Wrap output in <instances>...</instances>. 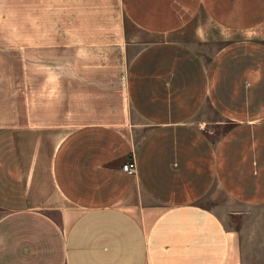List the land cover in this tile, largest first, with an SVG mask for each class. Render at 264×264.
<instances>
[{
  "label": "crops",
  "instance_id": "0c3cea01",
  "mask_svg": "<svg viewBox=\"0 0 264 264\" xmlns=\"http://www.w3.org/2000/svg\"><path fill=\"white\" fill-rule=\"evenodd\" d=\"M6 59L0 264H244L264 0H0Z\"/></svg>",
  "mask_w": 264,
  "mask_h": 264
},
{
  "label": "rangeland",
  "instance_id": "374dc122",
  "mask_svg": "<svg viewBox=\"0 0 264 264\" xmlns=\"http://www.w3.org/2000/svg\"><path fill=\"white\" fill-rule=\"evenodd\" d=\"M216 37H219V40L221 39L218 33ZM19 67H21V61L0 60L1 87L7 79L10 80L8 85L11 86L14 74ZM3 127L5 126H0V129ZM210 206L223 216L228 226L233 225L242 235L244 264H264V206L262 208H247L246 212L242 211V214L234 216L233 220L229 219L231 218L229 212L233 207L232 205L229 206L224 198H217Z\"/></svg>",
  "mask_w": 264,
  "mask_h": 264
},
{
  "label": "built area",
  "instance_id": "2783aa9c",
  "mask_svg": "<svg viewBox=\"0 0 264 264\" xmlns=\"http://www.w3.org/2000/svg\"><path fill=\"white\" fill-rule=\"evenodd\" d=\"M136 165L133 164V162H127L122 165V172L127 175H134L135 174Z\"/></svg>",
  "mask_w": 264,
  "mask_h": 264
}]
</instances>
